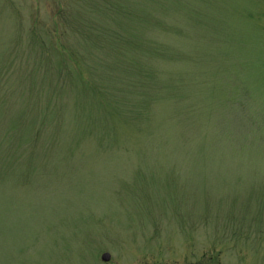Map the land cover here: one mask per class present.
I'll use <instances>...</instances> for the list:
<instances>
[{"label": "rangeland", "instance_id": "374dc122", "mask_svg": "<svg viewBox=\"0 0 264 264\" xmlns=\"http://www.w3.org/2000/svg\"><path fill=\"white\" fill-rule=\"evenodd\" d=\"M0 264H264V0H0Z\"/></svg>", "mask_w": 264, "mask_h": 264}, {"label": "water", "instance_id": "95a60500", "mask_svg": "<svg viewBox=\"0 0 264 264\" xmlns=\"http://www.w3.org/2000/svg\"><path fill=\"white\" fill-rule=\"evenodd\" d=\"M104 259H105V260H109V259H110V255H109V254H105V255H104Z\"/></svg>", "mask_w": 264, "mask_h": 264}]
</instances>
